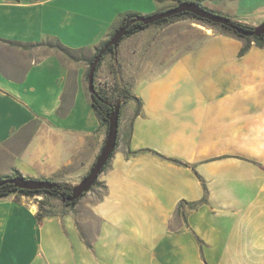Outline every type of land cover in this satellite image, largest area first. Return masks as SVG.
I'll list each match as a JSON object with an SVG mask.
<instances>
[{"label":"crops","instance_id":"0c3cea01","mask_svg":"<svg viewBox=\"0 0 264 264\" xmlns=\"http://www.w3.org/2000/svg\"><path fill=\"white\" fill-rule=\"evenodd\" d=\"M198 1L236 22L264 20V0ZM174 2L0 0V45L33 48L0 62V176L79 183L106 136L87 60L121 14ZM150 27L97 69L95 85L127 88L139 105L118 99L117 144L96 183L73 205L0 196V264H264V46L238 57L244 39L230 32ZM55 40L79 59L41 50Z\"/></svg>","mask_w":264,"mask_h":264},{"label":"trees","instance_id":"16d2710c","mask_svg":"<svg viewBox=\"0 0 264 264\" xmlns=\"http://www.w3.org/2000/svg\"><path fill=\"white\" fill-rule=\"evenodd\" d=\"M175 1H176V5H178L184 0H175ZM188 1H194V2L201 5V3L198 0H188ZM176 5H174V6H176ZM166 9H168V8H166ZM184 14L188 15L190 17L196 18L198 20L210 23L211 25H219L222 29H224V31H229L231 34L235 35L236 37L244 39V43L238 52V57L243 56L249 50V48L252 45H255L258 47L264 46V33L261 36H254V35L253 36H250V35L245 36L241 32L230 29L227 26H224L222 24H215V23H212L208 20L199 18V17H197L194 14L189 13V12H181V13L172 15V16L167 17V18H161L160 20H158L154 23H160V24L165 23V22H168L175 17L183 16ZM141 16H146V15H143V14L138 13V12H126V13L121 14L119 16L118 24L116 25L114 30L111 32L109 38L106 39L105 41L101 42V44L96 49L95 53L87 60L89 66L91 65L95 55L108 42V40L110 39V37L112 36V34L114 33V31L117 28H119V27L125 28V34L122 37V38H124L125 36H128V35L136 32L140 29H143V28L149 26L150 24H144L137 19L138 17H141ZM232 22L241 31H246V32L250 33L254 29V26H251L249 24L236 22L233 20H232ZM35 45H38V44H35ZM53 46H55L62 53L66 54L68 57L73 58V59H79L74 54V52H76V50L71 49V48L63 45L58 40H55V42L53 43ZM114 49H115L114 46H109L105 51H103L102 55L100 56V58L97 62L96 68H95V72H94V86H95L96 72H97L99 65L101 64V61H102L104 55L108 54V53H112ZM86 75L88 77V72ZM95 89H96V92L92 96H90V104H91L93 110L95 111L98 119L100 120L101 124L106 126V129H107V125H108V117H109L110 113L112 112V110L114 109V106L116 105L115 101L117 99H119L120 97H123L124 99L133 98L136 100L137 105H139V99L137 97L133 96L127 88H124V87L121 88L118 93H115L112 96H110L105 91L100 90L97 86H95ZM120 108H121V104H119V115H120ZM137 112H138V109L136 110V114H137ZM116 144H117V142H116ZM171 160L176 162V163L182 164V162L178 159H171ZM106 164L104 165L103 169L105 168ZM19 175L21 176V173L18 172L17 170H14L13 173L10 175L0 176V181L5 179V178H11L14 176H19ZM48 180H50V179H48ZM50 181L55 182L53 180H50ZM12 192H20V193L25 194V195L43 194L46 196L58 198V199L62 200L67 205H73L79 199L78 198L74 201H67L66 197L71 193V185H69L67 183H60V182H56V186L50 190H46V189H39V190L19 189V188L15 187L13 184L8 183V182L0 185V196L6 195V194H9ZM205 201H206L205 196H203L199 201H196V202H186L185 200H182L178 204L177 211H178V213H180L181 212L180 209L183 205H188L190 208H196L198 205H200L201 203H203ZM40 210H41L40 215L50 214V210L44 209L43 201H40Z\"/></svg>","mask_w":264,"mask_h":264},{"label":"water","instance_id":"95a60500","mask_svg":"<svg viewBox=\"0 0 264 264\" xmlns=\"http://www.w3.org/2000/svg\"><path fill=\"white\" fill-rule=\"evenodd\" d=\"M181 12H189L199 18L208 20L212 23L222 24L230 29L241 32L245 36L247 35L261 36L264 33V20L257 26H254V29L250 33L246 31H241L232 22L230 18L220 14L213 13L205 9L200 4L188 0H184L180 4L170 7L161 12L148 14L146 16H141L138 17L137 19L144 24H153L154 22L160 20L161 18H167ZM124 34H125L124 27L117 28L110 37V39L108 40V42L95 55L88 70V90L90 96H92L96 92L94 86V72L100 56L102 55L103 51H105L109 46H114V48H116V46L118 45ZM119 104L120 102H118L114 106V109L112 110V112L108 117L107 131L103 145L99 153L97 154L94 162L92 163L90 170L81 179L79 183L71 186V193L66 197L67 201H74L80 198L84 193L88 192L91 189V187L94 185V183L97 181L98 176L102 172L104 165L108 162V160L112 156L117 142ZM6 182L13 184L15 187L19 189H30V190H39V189L50 190L56 186V182H52L48 179L31 178L22 175L14 176L11 178H5L0 181V185Z\"/></svg>","mask_w":264,"mask_h":264},{"label":"rangeland","instance_id":"374dc122","mask_svg":"<svg viewBox=\"0 0 264 264\" xmlns=\"http://www.w3.org/2000/svg\"><path fill=\"white\" fill-rule=\"evenodd\" d=\"M174 5H176V1L170 7H173ZM170 7H168V8H170ZM204 8L209 10V11H211V12H213V13H216V12H214L213 10H211V9H209L207 7H204ZM216 14H218V13H216ZM192 21L195 22V23H200V24H202L204 26H209V27H211L213 29L224 31V29H222L219 25H211L210 23L198 20L196 18L190 17V16L185 15V14L183 16H180V17H175V18L171 19L170 21L165 22V24H167V23H175L176 22L179 27H182L185 24L190 23ZM159 24L160 23H153V24H150L149 26H151L150 28H155ZM226 32H229V31H226ZM32 49L33 48L26 47V46H23V45H19V46L18 45H15V46H13V45H0V62L1 61L4 62V59H7V58L11 59V58H22V57L24 58V57H27L28 55H30ZM41 50L43 52H46V51H49V50H58V49L55 46H53V44L50 43V44H47L46 46H43ZM65 56H66V58H70L67 55H65ZM111 70H112V68H111ZM95 82H97V81L95 80ZM95 86H97L100 90L105 91L110 96L115 94L116 93V89H117L116 88L117 85L115 83L110 85L108 80H106V79H104L103 81H101L99 83H96ZM118 102L119 101L117 99L115 101V103L117 104ZM105 128H106V126H105ZM44 197L46 198V197H49V196L44 195Z\"/></svg>","mask_w":264,"mask_h":264}]
</instances>
